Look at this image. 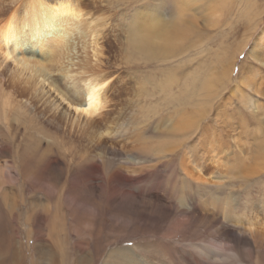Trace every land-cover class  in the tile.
<instances>
[{
	"label": "rangeland",
	"instance_id": "1",
	"mask_svg": "<svg viewBox=\"0 0 264 264\" xmlns=\"http://www.w3.org/2000/svg\"><path fill=\"white\" fill-rule=\"evenodd\" d=\"M202 1L81 0L84 18L70 30L79 60L92 65L94 74L104 75L96 81L104 80L101 98L108 101L91 123L81 117L76 125L64 115L67 102L59 105L60 96L48 91V83H56L68 97L75 87L85 89L94 80L89 78L90 68L73 67L67 78L52 73L42 88L33 80L20 85L23 97L15 94L8 121L0 120V217L7 226L2 264H33L35 259L41 264L35 247L52 239L48 233L53 227L62 234L58 244L62 242L65 264H83L74 261L77 240L94 249L86 257L94 261V253L95 264L118 249L125 250L117 254L129 264H264V62L252 45L264 28V15L256 17L254 27L244 21L249 25L245 26L236 10L223 17L215 11L207 18L210 0ZM162 3L168 19L178 13L192 16L189 32L177 42L179 55L162 62L131 59L130 23L155 19L150 9ZM32 4L33 0H0L1 33L11 14L28 17L26 9ZM23 27L27 33L28 23L17 28ZM89 28L101 40L98 62L92 57V38L80 37ZM225 54L234 55L235 62L223 76ZM43 58L50 68V59ZM12 65V60L0 62V92L9 89ZM251 80L255 83L248 84ZM239 94L249 96L257 109L241 103ZM15 110L22 114L17 116ZM163 133L177 147L157 155L152 149L165 151ZM94 145L112 151H93ZM141 148L152 151L139 154ZM84 155L96 156L89 164L97 166V185L102 175L104 181L118 171L129 182L93 189L83 174ZM188 171H200L202 177L188 179ZM168 183L173 189L156 187ZM52 214L60 220L55 218L50 228Z\"/></svg>",
	"mask_w": 264,
	"mask_h": 264
},
{
	"label": "bare ground",
	"instance_id": "2",
	"mask_svg": "<svg viewBox=\"0 0 264 264\" xmlns=\"http://www.w3.org/2000/svg\"><path fill=\"white\" fill-rule=\"evenodd\" d=\"M197 1L203 2L202 0H197ZM82 4L83 3L81 2V0H33V4L30 5V7L28 9H26V11H27L26 14L28 15V17L24 16V17L16 18V15L14 16L13 14H11L9 19L7 20L8 22L5 26V28L3 29L2 33L0 31V41H1V43H0V62L2 64H4V63H7L8 61L12 60L13 65L10 67H12V69L14 70L12 80H10V81L7 80V82H8L7 88H9V89L6 90V93L0 92V120H1V122L2 121L3 122L8 121L7 120L8 119L7 114L12 108L15 107V105H14L15 101L13 99V96L16 94L18 97H23V94L20 92V85L21 84H26V83H28L29 80H33L35 85H39L40 88H42V86L45 85V82L50 77V75H52V73H54V74L59 73L62 75L63 78H67L73 72V70H72V69H74L73 67H75V68L77 67L76 69H79V70H82V69L84 70V68H90L92 73H93V71H95L94 67L92 65H90L89 63H84L85 61H83V60H79V57L77 56L78 44L75 41L74 35L70 30V28H73V26L76 23L77 24L82 23V19L84 18L83 17L84 10L82 8ZM163 4H165V3H162L161 6L158 5L157 7L150 9V11L156 15L155 19H152V20L148 19L145 22H143V20L138 19V20H134V21L132 20L133 22L130 23V25H132V27L130 29L131 31L128 32L129 34H128V43H127L128 46L127 47H129L128 55L130 54L131 59L135 58L133 60L137 61L136 59L139 58V59H142L148 63L153 62V61L162 62L165 60H169V58H171L175 54H177L176 53L177 52V50H176L177 49V42L183 40L186 33L189 32V26H187V24L189 23V19H191L192 16L189 14L178 13L177 15L175 14L173 18L168 19L169 17L167 18V16H165V14H163V9H162ZM205 9H208L211 11V14H206L207 18H212L215 15V14H213V12H215V11H220L221 12L220 15H222V17H223V15H226L229 12L231 13V12L236 10L238 19H240V17H241V18H243V22L246 21V22L250 23L249 24L250 27L252 25L254 27L255 22L256 21L258 22L257 16L264 15V2L260 3L259 0H210V3L207 4V7ZM147 13L148 12L140 15L139 17L143 18V16ZM159 15H160V17H159ZM186 16H189L190 18L186 17ZM71 17L76 18L77 21L72 20ZM165 19H168V20H165ZM92 22L94 23V20H92ZM238 22H237V24H238ZM24 23H28V25H29V31L27 33L24 32V29L26 27H23V29L17 28V27H22ZM133 23H134V29H133ZM240 23H242V22H240ZM261 23H262V21H261ZM243 24L245 25V22ZM257 24H259V23H257ZM247 25H245V26H247ZM250 27H249V29H250ZM253 27H252V29H253ZM262 27H264V23H263ZM92 31L90 32V28H89V31L83 32L82 34H80V37L83 40L86 39L87 37L92 38L91 41L89 40V42L92 45V51H93L92 57L95 58L96 61L98 62L99 61V54H100L98 48H101V46L99 44L100 38H98L97 35L92 33ZM245 31H246V28H245ZM247 32L248 31H246L245 34ZM260 32L261 33L258 34L257 37H255L252 40V45L254 46L253 52L255 50L259 51L256 54L257 59L263 63L264 62V28H261ZM248 38H250V37H248ZM245 44L246 43L242 44L239 47V49H238L239 52H241L242 49L246 46ZM30 47L35 48V51L31 52L32 51L31 49L28 50V48H30ZM181 47L183 48V45ZM179 53L177 55H179ZM250 54H251V49H250ZM28 55H31V56H28ZM44 55L47 56L48 59H50V62H51L50 68H46L43 65V63L46 62V60L43 58ZM36 56H40V57H42V59H37V58H35ZM233 57H234V55H230V54H228L227 56L225 54L223 56V58H222L223 64L226 65V69L223 70V73L221 72L223 76L227 75V70L230 69V67L232 69V67H233L232 64H234V63H232ZM222 59H221V62H222ZM233 62H235V61H233ZM81 63H84V64H81ZM221 65H222V63H221ZM242 68H243V65H241V69ZM5 70H7V69H5ZM77 71H75V72H77ZM103 76H104L103 74H94L93 73L91 75V77H89V78L94 79V80L89 81L86 84L85 89L84 88L79 89V88L75 87V89L73 88L74 90L71 92V95L68 97L64 94L62 95L57 90V87L55 85L56 83H54V82L48 83V86H49L48 91L50 92V89H52L53 92H56L60 96V98H59L60 100H57L58 102L60 101L59 105H63V102H67L68 107L65 105L62 107V108H64V115L66 117L69 116V118H72L73 120H75L76 125L81 120V117L84 118V121L91 123L92 118L94 116H96L100 111L105 109L107 101H108L107 99L101 98L102 97L101 95L103 92L102 87L104 85H106L105 82H103L104 80L101 82L96 81L98 79H101ZM168 80H172V78L168 77ZM251 82L255 83L254 80H251L248 82V84ZM169 84H170V82H169ZM33 86H34V84H33ZM250 86L254 87V85H251V84H250ZM0 91H1V88H0ZM256 91L260 92V90L258 88ZM238 96L240 97L239 99H240L241 103H243L244 105H246L248 107L253 108L254 110L257 109L256 104L253 103L252 99L249 98V96H247L246 94H241V95L239 94ZM41 97L43 98V95ZM70 98L72 100H74L75 103L72 102L70 100ZM27 103H29V102L27 101ZM59 105L57 104L55 106L56 109H59V107H60ZM18 106H16V107H18ZM52 113H53V111H52ZM52 113H50V114H52ZM15 114L17 116H20L22 113H21V111L18 110L15 112ZM57 114H58V112H57ZM22 116H24V115H22ZM52 119H54V118H52ZM100 135H102V134H100ZM161 138H163V144H164L165 151H163L161 148L152 149V150L156 151L155 154L159 155V154H162L164 152L171 153L172 151H175L177 146H175V143H173V142H170V143L167 142V136L165 135V133H163L161 135ZM179 148H181V147H179ZM92 149H93V151L102 150V152L105 153L106 155H108L109 151H112L111 148H109L107 146H103V145H96V146L94 145ZM152 150L148 149V148H143V149L141 148V150H139L138 153L144 154V153H148L149 151H152ZM184 152H186V151H184ZM31 156H32V154H31ZM185 156H187V155H185ZM95 158H96V156H94V155H87V156L84 155L83 158H81L82 164L84 163V165L86 166V168H85L86 170L83 172L84 177H85V181L87 183H89L93 189L96 188L97 190L98 189L101 190L104 188L103 184L108 185L112 188H115L117 185H121V184L126 185L129 182V180L126 179L124 174L121 173L120 171H118V173H113L112 175H107L106 180L107 179L108 180L106 183H104L106 180L103 181L104 176L102 175L101 178L99 177L100 182L97 185L94 182V178L98 175L97 168H96L97 166L89 164ZM107 158H109V157H107ZM117 160H118V157H117ZM75 162H77V161H75ZM114 162L112 164H115ZM110 165H111V162H110ZM107 166H109V165H107ZM119 169L120 168H118V170ZM39 173L40 172H38V174ZM108 173H109V171H108ZM200 174H201L200 171H197L195 173H192L189 171L186 172L187 178L190 179L189 176L191 175L193 180H195V179L197 180L198 178L202 177V176H200ZM38 178H40L39 181L42 180L41 176H38ZM198 181H199V184H200V182H202L200 180H198ZM159 182H161V181H159ZM100 183H102V184H100ZM133 183H134V181H133ZM82 186H84V185L82 184ZM133 186H134V184H133ZM157 186L162 190H167V189H170L172 187V184H169L166 187H163L161 184L156 185V187ZM79 187H81V186H79ZM180 187H181V185H180ZM81 188H83V187H81ZM84 189H85V187H84ZM172 189H173V187H172ZM184 189H187V188H184ZM108 190H109V188H108ZM128 190H125L123 193L124 194L128 193ZM9 214H11V213H8V215ZM55 218L60 220V217H58L55 214H52V216H51L52 220H51L50 228L53 227V220H56ZM3 219H4V216H3ZM3 219H1V217H0V264L3 263L2 260L4 257H6V254H4L1 250V247L4 243V241L2 243V240H3L2 236L4 233V227L7 228V226H4ZM41 219L43 222H45L47 219L46 215H42ZM229 221L233 222L235 227L241 226L239 224V221L236 222V221H232L231 219H229ZM61 223L63 226L64 225L63 220ZM244 227H248V226H244ZM6 228H5V230H6ZM8 228H9V225H8ZM241 229H242V227H241ZM260 229H262V228H259V230ZM248 231H250V229H248ZM27 232L30 233V231H27ZM250 232H252V231H250ZM28 233H26V234H28ZM50 234H51L52 239L50 237H48L49 239H47L46 244H44V243L37 244L36 243L37 245L35 247V250L38 253L37 257L39 259H41V262H42L41 264H58V258L57 257H59L62 260L60 262V264H63V263L65 264V255L63 253L62 242L60 241V243L58 244V239L61 238L62 234H60V231L56 232L54 230V227L51 229V232L49 229L48 236ZM7 240H8V238H7ZM30 240H32V239H30ZM82 243H83V241H81V240H77V242H76L75 253H74L76 258L74 261L75 262L76 261L81 262L83 264H95L96 260H95V256H94L95 254L94 253L92 254V256L94 257V261L87 260V257H86L87 253L90 252L93 248H90L89 245L83 246ZM86 244H88V243H86ZM27 246H29V245H27ZM22 247H24V246H22ZM3 248H4V246H3ZM44 248H46V249H44ZM6 249H8V247L5 248L4 250H6ZM120 251H122V250H119V249L118 250H111L106 255V257L103 258V260L100 262V264H129V261L125 260L120 254H117L118 252L119 253H122V252L126 253L125 250L122 252H120ZM7 257H8V255H7ZM4 263L6 264L7 262H4ZM16 263H18V262H16ZM33 264H39L37 259H35Z\"/></svg>",
	"mask_w": 264,
	"mask_h": 264
}]
</instances>
